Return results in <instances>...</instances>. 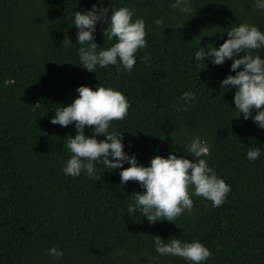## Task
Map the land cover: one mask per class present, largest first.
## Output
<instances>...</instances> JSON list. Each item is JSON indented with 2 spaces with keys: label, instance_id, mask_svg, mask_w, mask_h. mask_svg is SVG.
Listing matches in <instances>:
<instances>
[{
  "label": "trees",
  "instance_id": "16d2710c",
  "mask_svg": "<svg viewBox=\"0 0 264 264\" xmlns=\"http://www.w3.org/2000/svg\"><path fill=\"white\" fill-rule=\"evenodd\" d=\"M95 2L0 0V264H188L158 254L153 235L201 242L211 252L203 264H264V151L246 158L250 147H264V130L238 117L234 90L219 87L234 74L231 60L217 66L205 60L202 68L192 57L197 47H218L240 23L264 32V10L255 0H191L193 11L180 14L174 0H112L129 7L133 20L143 18L147 46L138 49L130 72L110 65L92 73L80 66L72 19ZM104 3L111 7V0ZM102 30L98 23L94 42L106 48L112 42ZM66 35L71 46L61 43ZM254 53L264 57V47ZM97 84L127 97L128 115L109 130L122 131L124 150L139 163L173 149L196 159L185 142L206 140L210 153L201 158L230 185L224 203L213 207L190 189L191 211L149 225L139 211L127 212L130 193L141 189L132 180L120 185L119 169L96 164L99 179L64 175L70 153L63 141L75 129L49 119L78 95L77 86ZM187 90L196 100L177 111ZM85 134L92 135L87 126ZM57 245L59 260L47 254Z\"/></svg>",
  "mask_w": 264,
  "mask_h": 264
},
{
  "label": "clouds",
  "instance_id": "9594fccd",
  "mask_svg": "<svg viewBox=\"0 0 264 264\" xmlns=\"http://www.w3.org/2000/svg\"><path fill=\"white\" fill-rule=\"evenodd\" d=\"M255 6L264 10V0H255ZM180 14L193 11L191 0H174L171 4ZM133 12L127 6L111 7L104 0H96L88 9L74 11L72 26L76 28V41L81 45L77 49L80 66L89 72L97 67L115 66L117 72L121 67L130 72L136 62L138 49L147 46L145 23L143 18L132 19ZM103 25L102 35L112 42L109 47L100 48L95 43L97 24ZM162 19H156L160 26ZM226 39L214 47L212 44L197 47L193 56L195 65H203L205 60L212 65L223 64L231 60L228 74L219 82L220 89H233V108L238 117L248 120L250 117L258 128L264 130V57L254 53V50L264 47V32L257 25L240 23L226 32ZM63 46L73 43L66 35L62 39ZM148 61L147 56L141 57ZM78 95L70 104H59L49 123L67 127L73 124L75 133L67 135L66 145L70 156L62 166L66 176H79L83 172L92 179H99L95 168L102 164L108 171L119 169V184L124 185L129 180L135 181L141 191L130 193L127 201V212L139 211L149 225L157 221L173 222L182 213L191 211L192 195L210 200L213 207H219L230 191L227 184L214 169L210 167L204 156L210 153L206 140L193 136L184 144V149L190 154L177 156L175 149L169 151L167 157L153 155L147 166L138 162L135 153L126 152L122 131L110 129V122L123 120L128 115L129 101L121 91L112 87L97 84L94 88L79 85ZM197 94L191 90L181 93L183 105L177 111L186 110ZM89 127L92 135L85 134ZM103 137V139H99ZM132 147V142H127ZM264 147H250L246 158L254 161L259 158ZM127 163V167L123 165ZM155 251L162 256H178L188 264H203L211 256L210 250L201 242L193 240L186 242L178 237L162 239L159 235L152 236ZM47 254L54 259H61L63 251L53 246Z\"/></svg>",
  "mask_w": 264,
  "mask_h": 264
}]
</instances>
